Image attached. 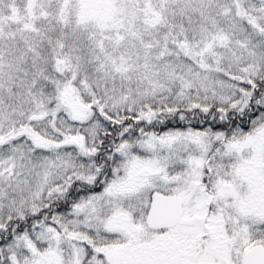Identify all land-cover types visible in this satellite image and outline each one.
<instances>
[{"label":"snow or ice","instance_id":"snow-or-ice-1","mask_svg":"<svg viewBox=\"0 0 264 264\" xmlns=\"http://www.w3.org/2000/svg\"><path fill=\"white\" fill-rule=\"evenodd\" d=\"M0 264H264V0H0Z\"/></svg>","mask_w":264,"mask_h":264}]
</instances>
